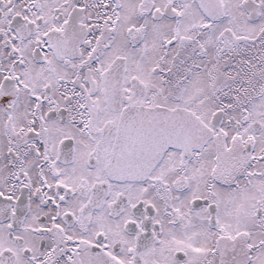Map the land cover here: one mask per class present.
<instances>
[{"label":"snow or ice","instance_id":"snow-or-ice-1","mask_svg":"<svg viewBox=\"0 0 264 264\" xmlns=\"http://www.w3.org/2000/svg\"><path fill=\"white\" fill-rule=\"evenodd\" d=\"M0 264H264V0H0Z\"/></svg>","mask_w":264,"mask_h":264}]
</instances>
